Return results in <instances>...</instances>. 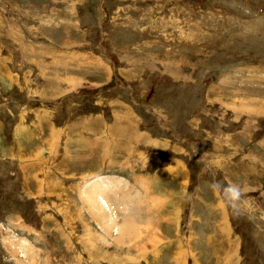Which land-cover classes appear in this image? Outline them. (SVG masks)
I'll use <instances>...</instances> for the list:
<instances>
[{
  "label": "rangeland",
  "instance_id": "rangeland-1",
  "mask_svg": "<svg viewBox=\"0 0 264 264\" xmlns=\"http://www.w3.org/2000/svg\"><path fill=\"white\" fill-rule=\"evenodd\" d=\"M0 264H264V0H0Z\"/></svg>",
  "mask_w": 264,
  "mask_h": 264
},
{
  "label": "crops",
  "instance_id": "crops-1",
  "mask_svg": "<svg viewBox=\"0 0 264 264\" xmlns=\"http://www.w3.org/2000/svg\"><path fill=\"white\" fill-rule=\"evenodd\" d=\"M123 118H126L125 116H123ZM130 120V119H129ZM131 120H134V122H136V125H137V127H138V120H135V119H131ZM122 122H121V120H120V123H115V124H113V130H115L116 132H120L119 133V135L121 134V132H123L122 130H123V128H122ZM135 129V131L139 134V133H141L136 127L134 128ZM137 133H135L134 135H135V138L134 139H136V140H134V142L137 144V139H139V135H137ZM138 136V137H137ZM147 138H150V139H153L152 137H150V136H148ZM112 140V139H111ZM119 141H121V142H119ZM117 142H119V143H121L122 144V147H121V149L123 150V154H124V152H125V149H130V152H132V150H133V146H131V144H132V142H129V141H127V142H124V141H122V139H117ZM134 142H133V145H134ZM111 143H112V141H109V142H107V147L109 148L110 147V149H109V157L107 158V160H104L103 159V157H102V164H103V166L105 167V168H103V169H106L107 167L106 166H108V164H107V161H108V163L109 164H111V161L114 159V157H113V155L111 154V153H113V151H111L112 150V148H113V143H112V148H111ZM138 145V144H137ZM127 146H129V147H127ZM107 148H105V149H103V151L104 150H106ZM148 152V151H147ZM146 152V153H147ZM120 154H121V152H120ZM106 156V155H105ZM124 156H125V154H124ZM145 156V154H143L142 155V157H141V160H143V157ZM125 160V161H124ZM129 160L130 159H125V158H123V157H121V159L118 161V159H117V161H115V164H118V162H120V166L119 167H121V168H123V167H125L126 166V164L128 163L129 164ZM118 166V165H117ZM152 177V176H151ZM151 177L150 176H147V179H148V184H149V182H151V181H155V178L153 179H151ZM124 178H126V177H124ZM139 178V177H138ZM134 182H135V185H134V187H139V189H137V192H138V194L136 193V197H134L133 199H140V196H141V198L142 199H144L145 198V194H143V191H144V189L143 188H140V180L139 181H137L136 179L134 180ZM108 183H111V182H108ZM106 185V184H105ZM115 185H116V187H115ZM113 186L114 187H112L111 189H114V188H117L118 190H120V185L118 184V182L117 183H113ZM134 187H133V189H134ZM109 190H110V188H108ZM121 191V190H120ZM119 191V192H120ZM141 192V193H140ZM118 193V192H117ZM120 194V193H119ZM121 195V194H120ZM140 195V196H139ZM124 196V195H123ZM153 197V196H152ZM141 199V200H142ZM107 205H108V203H107Z\"/></svg>",
  "mask_w": 264,
  "mask_h": 264
},
{
  "label": "clouds",
  "instance_id": "clouds-1",
  "mask_svg": "<svg viewBox=\"0 0 264 264\" xmlns=\"http://www.w3.org/2000/svg\"><path fill=\"white\" fill-rule=\"evenodd\" d=\"M221 181H214V185L221 184ZM227 190L230 192V199L226 202V207L230 208L234 214L240 211L244 193L239 185L227 184L225 185Z\"/></svg>",
  "mask_w": 264,
  "mask_h": 264
},
{
  "label": "bare ground",
  "instance_id": "bare-ground-1",
  "mask_svg": "<svg viewBox=\"0 0 264 264\" xmlns=\"http://www.w3.org/2000/svg\"><path fill=\"white\" fill-rule=\"evenodd\" d=\"M71 78H72V77H71ZM72 81H73V80H72ZM105 189H106V188H105ZM106 191H107V190H105V193H104L103 196H101V198L106 199ZM88 198H89V194H88ZM106 202H107V201H106ZM106 202L103 201V204H102V203H99V202H93V203H92V205H93L94 207H96V209H97V215H96L95 217L98 218L99 221H101V219H103L105 215L107 216V214H106V210H105ZM101 215H103V216H101ZM108 225H109V222L107 223V226H108Z\"/></svg>",
  "mask_w": 264,
  "mask_h": 264
}]
</instances>
